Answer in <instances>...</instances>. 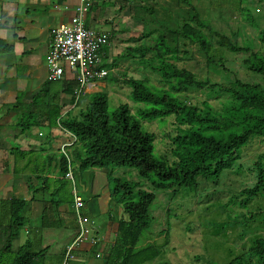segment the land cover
I'll return each mask as SVG.
<instances>
[{"label": "trees", "instance_id": "16d2710c", "mask_svg": "<svg viewBox=\"0 0 264 264\" xmlns=\"http://www.w3.org/2000/svg\"><path fill=\"white\" fill-rule=\"evenodd\" d=\"M178 1L185 7L178 10L174 28L158 24L153 8L141 5L143 0H137L135 5L127 3L131 11L134 7L141 11L139 19L144 28L137 36L139 44L132 48L124 46L104 68L113 69L120 61H129L140 67L138 76L122 74L119 82L125 86L129 101L136 106L119 103L108 111V96L104 90H99L87 94L83 107L74 115L69 112L59 122L73 142L66 149L68 162L62 156L55 162L59 177L55 182L64 186L67 170H71V174L91 169L104 171L110 203L121 208L124 221L131 227V238L133 236V246L122 264L149 262L168 243V234L164 230L161 243L150 242L134 248L140 233L148 231L153 222L149 208L158 193L165 196V204V201L176 197H195L196 202H200L202 197H209V194H202L204 188H213L215 193L212 195L222 193L216 189L221 177L232 173L245 179L243 174H246V182L238 189L227 191L222 207L234 222L239 221L243 225L264 219V207L249 209L252 202L264 198V149L254 154L249 162L240 163L242 152L252 142L264 147V31L258 36L260 49L252 50L248 43L235 44L216 31L188 0ZM210 1L218 4L216 6L230 5L241 18L253 23L249 12L242 6L243 0ZM120 8L118 6V11ZM152 22L158 26L149 28ZM111 37H108V42ZM216 47L231 54H243L242 67L260 81L249 83L234 77L222 84L211 80L208 74L226 71L224 61L216 55ZM193 55L203 60V78H197L177 65V62L192 59ZM149 75L154 77L155 84ZM106 77L107 74L100 80L104 82ZM53 83L47 82L46 89ZM55 84L59 87L52 89L54 99L49 100L47 107L44 106L48 112L33 113L27 118L21 116L19 124H23L22 130L36 127L43 117L48 127L54 125L57 109L55 113L49 110L55 108L58 94L69 95L73 104L75 83L66 82L62 77ZM35 100L33 97L31 105L35 106ZM77 101L74 107H78ZM169 117L173 132L165 135L168 151L166 154L156 152L155 155V135L142 130L141 122L162 121ZM117 168L134 170L135 179L114 176ZM43 186L46 183H42L38 191L43 192ZM56 188L51 194H57ZM44 201L41 198V202ZM53 202L59 204L58 201ZM7 203L10 224L4 229V251L9 250L11 239L17 236L22 223L19 211L24 201L10 197ZM165 215L168 218L172 213L166 208ZM40 257L39 251L25 253L19 248L10 264H39ZM202 262L215 264L205 259ZM225 264H264V236L252 239L241 255Z\"/></svg>", "mask_w": 264, "mask_h": 264}, {"label": "crops", "instance_id": "0c3cea01", "mask_svg": "<svg viewBox=\"0 0 264 264\" xmlns=\"http://www.w3.org/2000/svg\"><path fill=\"white\" fill-rule=\"evenodd\" d=\"M136 1L89 0L88 10L83 16L84 26L105 33L108 37L112 36L100 55L103 68L117 55L112 53L116 38L120 40L121 34L127 35L128 25L125 21L131 13L127 3L135 5ZM78 2L79 0H0V264H10L19 248L25 250V253L39 251V264H96L95 260L101 258L99 264H122L133 246L131 227L124 221L121 208L110 203L107 187L103 188L102 194L96 191L94 179L106 186L104 171L91 169L72 173L73 187L83 202L81 214L89 222L87 229L90 234L81 247L72 249L71 257L63 261L65 248L77 232L69 182L65 181L64 185L70 195L69 205H56L51 193L61 186L55 182L59 179L55 162L61 156L68 162L66 149L73 142V138L60 127L59 122L71 111L73 115L76 114L78 108L70 103L69 95L60 93L59 100L54 103L55 108L49 110L55 113L57 109L58 117L54 125L48 127L44 117L39 120V125L26 130H22L23 124H19L21 116L27 118L33 113L48 112L47 109L44 110V106L47 107L49 100L55 96L54 88L59 87L55 84L59 81H56L46 89L47 82H51L46 79L49 33L51 29L68 22ZM118 6H121V11H118ZM137 10L135 7L132 9L135 12L132 18L139 21ZM63 78L66 82H74L67 69L63 72ZM103 86L104 82L101 80L87 86L80 99L84 95L98 92V88ZM33 97L36 99L35 106L31 105ZM34 163L37 164L36 167ZM73 175H76L77 180ZM42 179V183H46L43 192L38 191ZM45 194L48 196L47 200ZM10 197L24 201V205L19 211L22 223L17 236L11 239L9 250L4 251V229L10 224V208L7 203ZM41 198L45 199L43 203ZM39 206L41 211L38 210V214L36 209ZM102 215L107 216V224L99 235L93 218ZM56 225L70 228L72 233L68 245L50 251V246L41 245L43 235L51 238L47 229L55 228ZM93 238L95 240L91 244L89 239ZM87 253L92 258L87 257Z\"/></svg>", "mask_w": 264, "mask_h": 264}, {"label": "rangeland", "instance_id": "374dc122", "mask_svg": "<svg viewBox=\"0 0 264 264\" xmlns=\"http://www.w3.org/2000/svg\"><path fill=\"white\" fill-rule=\"evenodd\" d=\"M188 2L199 9L200 16L207 19L210 26L220 34L226 36L231 42L238 45L246 42L252 50L260 49L258 36L264 31V0H243L242 6L247 9L254 24L241 18L239 12L228 4L223 3L216 6L218 4L215 5L210 0H188ZM216 2H221V0H216ZM145 4L153 8L155 12L154 18L158 24L167 25L171 28L175 26L178 10L185 7L178 0H144L141 5ZM137 12H139V15L141 14L139 9ZM133 13L135 12L131 11L127 17V21H125L128 25L126 29L128 30L127 35L121 34L122 36H119L121 39L116 38L117 40L114 42L115 46L112 49L114 55L120 54L124 46L132 48L139 44L140 40L137 36L143 31L144 26L140 20H133ZM156 26L158 25L152 22L149 28ZM127 39L128 41L126 42ZM215 49L216 55L220 56L224 61L226 71L223 72L222 70L219 74H208L211 80L222 84L227 83L234 77L249 83L260 81L257 76L245 71L242 67L241 59L243 58V54H231L217 47ZM177 65L187 69L197 78L205 76L203 60L197 55H193V58L187 61L177 62ZM113 69H106L107 77L104 81L105 84L103 87L98 88L104 90L108 96L107 110H113L119 103L135 107L136 104H132L127 98L125 86L119 82L122 74L138 76L141 71L140 67L129 61H120L116 63ZM149 77L150 81L155 84L154 77L151 75ZM112 78L115 82L111 80ZM191 96H194V94H191ZM195 96L199 97L198 94H195ZM87 98L88 96L85 95L81 99H78V109L83 107L84 101ZM171 122L172 119L170 117L162 121L141 122L142 130L149 131L155 135V155H157L156 152L166 154L168 151V141L165 135L167 132H173ZM263 149L262 144L256 141L252 142L242 152L240 163L245 164L249 162L254 154L261 152ZM35 158H37V155H35ZM36 166L37 164L34 163V167ZM113 175L125 180L135 179V171L129 168H117L114 170ZM243 175L245 179L240 175L232 173L221 177L216 189L222 193L218 194L217 192L216 195H212L211 193H215L213 188H204L202 194H209V197H202L200 202H196L195 197L193 199L190 197L178 199L176 197L172 201H165L168 204L166 205L164 203L165 196H162L161 193L156 194V198L149 208V213L154 217L153 222H151L148 231L140 233L134 248L143 247L146 243L150 242L161 243L163 239L162 232L164 230L168 234V243L157 257L143 264H204L205 262H202L204 259L215 264H225L232 258L241 255L252 239L264 236V219L260 218L249 221L243 225L239 221L234 222L229 217L226 209L222 207V203L227 196V191L238 189L241 184L247 181V175ZM74 179L77 180L76 176H74ZM94 181L97 184L96 191L102 194L103 188L105 189L108 184L106 183L105 186L103 182H98L97 179H94ZM68 187L70 191L71 186L69 185ZM107 189H109V186ZM56 191L57 194L53 195V200L61 203L60 206L62 204L69 205L70 195L68 194L67 187H57ZM198 196H200L199 193ZM45 199H48L47 194H45ZM165 207L172 213L168 218L165 215ZM263 207L264 198L252 202L249 209L256 210ZM36 210L41 211L40 206ZM39 211L38 214L40 213ZM111 214L113 215L112 212ZM97 217L93 218V224L98 234L101 235L107 224V216L102 215ZM47 230L48 235L52 239L46 238L43 235L41 245L50 246V251H56L67 244L72 233L70 228L58 225L55 228ZM86 256L92 258L90 253H87ZM101 259L95 260L94 263L99 264Z\"/></svg>", "mask_w": 264, "mask_h": 264}, {"label": "built area", "instance_id": "2783aa9c", "mask_svg": "<svg viewBox=\"0 0 264 264\" xmlns=\"http://www.w3.org/2000/svg\"><path fill=\"white\" fill-rule=\"evenodd\" d=\"M88 6L89 0H79L68 22L51 29L49 33L46 79L51 82L60 81L64 70L67 69L76 83L73 90V106L83 95L87 86L94 84L107 74V70L101 65L100 55L107 48L108 36L105 33L85 28L83 16ZM64 179L71 186L72 210L77 229L74 239L65 248L63 261H66L71 257V250L81 247L88 239L90 230L87 229L89 224L87 218L81 214L83 202L73 187L69 170L65 172ZM94 240V238L89 239L91 244Z\"/></svg>", "mask_w": 264, "mask_h": 264}]
</instances>
